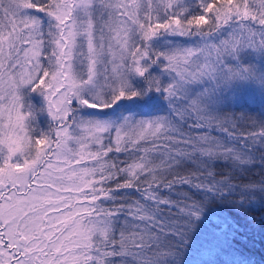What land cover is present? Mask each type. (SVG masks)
I'll use <instances>...</instances> for the list:
<instances>
[{
	"label": "rangeland",
	"instance_id": "1",
	"mask_svg": "<svg viewBox=\"0 0 264 264\" xmlns=\"http://www.w3.org/2000/svg\"><path fill=\"white\" fill-rule=\"evenodd\" d=\"M2 1L0 264H99V250L87 239L103 236V209L80 213L83 195L106 174L104 148L95 147L106 121L88 112L141 96L144 85L174 92L195 107L213 99L212 93L224 94L230 83L236 91L245 84L250 92L247 84H264V69L251 59L247 70L254 80L248 83L242 72L231 71L230 64L239 62L230 63V57L239 59L249 49L243 54L264 60L261 17L242 11L254 0L219 6L200 0L195 21L188 0ZM30 5L43 11L40 19ZM234 15L243 21L213 26ZM205 26L213 30L192 31ZM225 71L229 82L219 86ZM34 102L47 122L42 136L31 131ZM81 111L87 117L78 120ZM128 117L118 120L119 131L131 130ZM116 132L115 143L122 134Z\"/></svg>",
	"mask_w": 264,
	"mask_h": 264
},
{
	"label": "trees",
	"instance_id": "2",
	"mask_svg": "<svg viewBox=\"0 0 264 264\" xmlns=\"http://www.w3.org/2000/svg\"><path fill=\"white\" fill-rule=\"evenodd\" d=\"M206 2L231 3L202 0ZM201 10L200 0H188L192 21ZM246 10L249 17H261L264 28V0H254ZM31 12L38 19L43 13L38 8ZM237 16L213 26L243 21ZM48 27L42 25L43 49L49 47ZM197 28L213 30L192 31ZM260 45L264 50V40ZM243 53L239 59L230 57V63L239 62L230 67L250 83L254 76L247 65L254 58L263 70L264 60ZM221 76L219 86L229 82L227 71ZM247 85L250 92L245 84L236 91L230 83L224 94L212 93L213 99L196 107L174 92L144 85L147 91L141 96L131 94L111 108L88 112L106 121L95 146L104 148L106 174L83 195L86 206L80 213L103 209L98 221L105 224L103 236L99 240L89 234L87 239L99 250V264H264V84ZM31 110L36 120L31 131L45 135L42 108L35 103ZM84 116L81 111L78 120ZM124 116H129L130 131H119L118 120ZM116 131L122 134L115 143Z\"/></svg>",
	"mask_w": 264,
	"mask_h": 264
}]
</instances>
